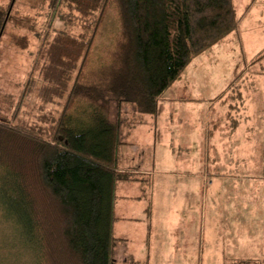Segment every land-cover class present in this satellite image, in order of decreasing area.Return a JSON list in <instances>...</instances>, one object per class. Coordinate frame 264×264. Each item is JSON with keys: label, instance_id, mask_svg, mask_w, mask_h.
Masks as SVG:
<instances>
[{"label": "trees", "instance_id": "trees-1", "mask_svg": "<svg viewBox=\"0 0 264 264\" xmlns=\"http://www.w3.org/2000/svg\"><path fill=\"white\" fill-rule=\"evenodd\" d=\"M14 6L0 3V42L16 20L40 44L11 120H0V209L11 248L28 252L27 264H116L118 185L141 179L120 167L129 123L121 107L156 115L193 60L238 28L235 0H49L41 29ZM108 7L119 28L105 61L89 69ZM12 42L31 44L28 34ZM6 255L0 264H11Z\"/></svg>", "mask_w": 264, "mask_h": 264}, {"label": "rangeland", "instance_id": "rangeland-1", "mask_svg": "<svg viewBox=\"0 0 264 264\" xmlns=\"http://www.w3.org/2000/svg\"><path fill=\"white\" fill-rule=\"evenodd\" d=\"M9 2L0 0L2 4ZM48 2L15 0L13 8L35 16L36 25L41 29L45 26ZM235 3L241 20L239 28L195 59L187 69L188 73H184V78L187 76L192 85V91L197 85L204 90L201 95L203 99L197 101L202 114L206 104L214 106V113L219 91L224 90L225 97L229 98L237 93L231 66L240 68L245 62L256 59V51L264 50V0H235ZM118 20L116 9L108 7L94 41L89 69L98 68L105 61L119 28ZM15 21H9L0 42V120L3 121H9L13 116L40 44L33 31L17 25ZM77 30L78 26L72 28L73 32ZM23 34H28L31 41L26 49L12 42L14 35ZM239 51L246 52L248 60L242 56L234 57ZM256 61L257 64L259 61L264 64L262 57ZM193 64L196 69H193ZM242 77L246 82L261 80L259 89H247L252 97L256 96L257 104L264 93V73L254 76L247 73L242 74ZM242 79L240 84L245 81ZM129 108L127 103L122 105V113H127ZM196 122L194 120L192 126ZM212 131L213 136L210 140L208 138L207 147L202 145L200 151L186 153L180 145H175L174 152L168 155L166 162L165 155L157 153L153 175L156 182L152 189L156 198L154 196L152 201L150 194V211L144 210L145 207L138 211L141 208L139 201L131 203L135 217L147 215L149 228L145 220L126 221L125 224L123 221L118 222L116 235H122L125 231L129 233L130 240L120 241L117 245L116 264H234L239 260L234 258L237 255H254L250 260L257 262L264 260V178L256 177L253 181V178L244 174V169L236 176L232 175L231 169L224 170L227 171L226 176L219 178L213 124ZM201 138L203 142L204 137ZM261 145L256 144V147L261 148ZM145 149V146H140L135 152L141 154ZM252 154L253 158H246L245 164L259 163L257 154ZM127 162L120 158V166ZM247 170L251 173L250 169ZM259 171L263 173V170ZM130 189H119V193L135 191V187ZM176 193L180 197L183 195L182 200L173 201V197L168 199L167 195ZM12 231L10 222L2 218L0 209V255L7 254V261L11 264L31 263L32 256L28 252L19 256L17 249L11 248L13 242L9 235ZM11 253L17 254L13 258L19 259H12ZM125 257L136 259L137 262L125 261Z\"/></svg>", "mask_w": 264, "mask_h": 264}, {"label": "crops", "instance_id": "crops-1", "mask_svg": "<svg viewBox=\"0 0 264 264\" xmlns=\"http://www.w3.org/2000/svg\"><path fill=\"white\" fill-rule=\"evenodd\" d=\"M240 22L241 20L239 24ZM254 54H257L256 59L245 62L244 66L240 68L231 66L230 72L234 73L233 85L237 87V93L229 98L225 97L224 90L219 91L216 101L218 105L214 113V106L206 104L202 114V108L197 101L203 99L201 95L204 90L197 85L194 87L196 90L192 91V85L187 76L184 78V73H188L187 69L193 62L186 68L182 76L163 93L156 115H141L134 111L125 113L129 122L124 129L126 136L124 140L127 143L120 147V158L128 162L120 167L122 170L133 171L141 179L122 181L118 185L119 198L116 203L118 219L115 223V233L118 222L123 221L125 224L126 221L148 220L147 215L135 217L131 203L139 201L141 208L138 211H141L143 207H145L144 210H148L150 207V194L152 193V201L155 196L152 189H154L156 182L153 175L154 166L157 165V153H163L166 162L168 155L174 152L173 147L175 145H180L179 147H182L186 153L200 151L202 145L207 147L208 138L210 140L213 136L212 124L215 129L217 176L219 178L226 176L227 171L224 170L228 169H231L232 175L236 176L241 174L244 169V174L250 179L253 178V181L256 177L264 178V93L256 104V96L252 97V93L247 92V89H259L261 80L253 79L246 82L245 78L242 77V74L247 73L253 76L264 73V64L260 61L257 64L256 61L258 57H262L264 60V50L256 51ZM235 56H242L248 60L246 52L239 51ZM192 67L196 69L194 68L196 67L195 64ZM235 73L238 75L236 76ZM241 79L245 80L242 84H240ZM197 113L199 114L198 117H196ZM194 120L197 122L195 126H192ZM201 137H204L203 142ZM259 143L262 144L261 148L256 147V144ZM140 146H145L146 149L141 154H137L135 151ZM253 152L257 154L259 163L245 164L246 158H253ZM247 168L250 169L251 173ZM259 170H263V173L261 174ZM200 176L202 175L198 177ZM130 187H135V191L119 193V189L131 190ZM167 197L168 199L173 197L171 200L179 201L182 200L183 195L180 197V194L176 193L175 195H167ZM146 225L149 228L148 221ZM147 231L149 233L148 229ZM116 236L123 239L122 242H129L130 240L129 233L127 234L125 231L122 232V235ZM253 256L237 255L234 258L253 259ZM128 260L137 262L136 259L125 257V261Z\"/></svg>", "mask_w": 264, "mask_h": 264}]
</instances>
